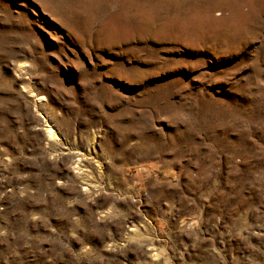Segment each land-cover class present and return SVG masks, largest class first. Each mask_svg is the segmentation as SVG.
Instances as JSON below:
<instances>
[{
	"label": "rangeland",
	"instance_id": "1",
	"mask_svg": "<svg viewBox=\"0 0 264 264\" xmlns=\"http://www.w3.org/2000/svg\"><path fill=\"white\" fill-rule=\"evenodd\" d=\"M0 264H264V0H0Z\"/></svg>",
	"mask_w": 264,
	"mask_h": 264
}]
</instances>
